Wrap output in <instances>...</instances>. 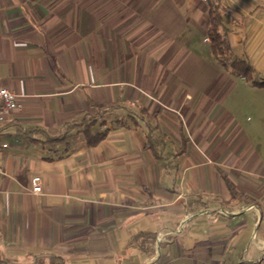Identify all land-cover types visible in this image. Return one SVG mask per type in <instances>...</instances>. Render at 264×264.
<instances>
[{
	"label": "crops",
	"instance_id": "1",
	"mask_svg": "<svg viewBox=\"0 0 264 264\" xmlns=\"http://www.w3.org/2000/svg\"><path fill=\"white\" fill-rule=\"evenodd\" d=\"M222 1L235 55L264 79V0ZM110 2L0 0V88L23 94L0 126L3 264H264V87L216 60L206 0ZM136 105L158 113L168 151L180 128L189 138L170 171L144 148ZM104 109L99 145L46 141ZM218 167L256 203L231 199Z\"/></svg>",
	"mask_w": 264,
	"mask_h": 264
},
{
	"label": "trees",
	"instance_id": "2",
	"mask_svg": "<svg viewBox=\"0 0 264 264\" xmlns=\"http://www.w3.org/2000/svg\"><path fill=\"white\" fill-rule=\"evenodd\" d=\"M209 9L210 25L208 29V38L212 53L216 60L225 67L230 73L235 76L244 78L254 86L264 87V79L260 78L251 62L245 58L235 55L227 34L222 30L224 23V16L230 12L227 5L222 0H206ZM137 113L129 114L130 120L133 122L135 128L143 123L146 128V135L144 138V148L149 150L152 155L164 162L166 171L177 166L176 158L182 155L187 150L189 138L185 135L183 127L180 128L182 145L176 151L171 152L167 150L166 135L158 133V113L149 111L146 107L136 105ZM111 109L98 110L95 113L87 114L82 120H73L64 123L62 132L57 136H46V141L50 143L66 142L70 133L76 131L83 135L86 145L88 147L97 146L104 141L111 128L106 127L104 116L110 112ZM101 125V129L97 130L96 125ZM124 127H130L128 121H121ZM37 131V130H32ZM44 133V131H40ZM221 177L225 183L226 188L231 194V199L246 204H255L256 200L247 193L240 191L235 183L231 180L229 173L218 167ZM150 240L154 242L155 235H149ZM2 245L0 244V264L13 263L5 259L2 254ZM30 258L27 264H67L66 258L60 254L52 252H41L29 254Z\"/></svg>",
	"mask_w": 264,
	"mask_h": 264
},
{
	"label": "built area",
	"instance_id": "3",
	"mask_svg": "<svg viewBox=\"0 0 264 264\" xmlns=\"http://www.w3.org/2000/svg\"><path fill=\"white\" fill-rule=\"evenodd\" d=\"M205 41L210 42L207 37ZM22 97L23 94H20L17 91H14L8 87L0 88V126L4 122L5 118L9 111H17L22 107ZM3 173V168L0 165V174ZM42 192L41 177L36 175L32 178L31 181V193L40 194ZM252 206H249L247 209H251ZM220 212H224L220 210ZM208 211L201 210L199 211L200 215L206 214Z\"/></svg>",
	"mask_w": 264,
	"mask_h": 264
},
{
	"label": "rangeland",
	"instance_id": "4",
	"mask_svg": "<svg viewBox=\"0 0 264 264\" xmlns=\"http://www.w3.org/2000/svg\"><path fill=\"white\" fill-rule=\"evenodd\" d=\"M46 3L51 2V4L57 5V6H61L63 4H65V2L67 0H44ZM111 0H108V3H110L109 5H112V7L114 6V2H110ZM44 3V4H46ZM111 9V8H110ZM132 114H136V111H130Z\"/></svg>",
	"mask_w": 264,
	"mask_h": 264
}]
</instances>
